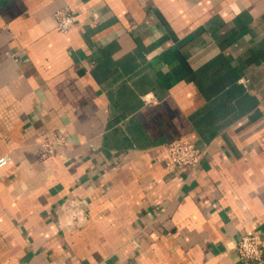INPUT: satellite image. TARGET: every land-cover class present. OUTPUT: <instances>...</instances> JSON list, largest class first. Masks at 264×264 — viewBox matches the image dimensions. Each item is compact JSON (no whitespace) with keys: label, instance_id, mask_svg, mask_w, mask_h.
Wrapping results in <instances>:
<instances>
[{"label":"crops","instance_id":"1","mask_svg":"<svg viewBox=\"0 0 264 264\" xmlns=\"http://www.w3.org/2000/svg\"><path fill=\"white\" fill-rule=\"evenodd\" d=\"M3 155L0 264H264V0H0Z\"/></svg>","mask_w":264,"mask_h":264},{"label":"built area","instance_id":"2","mask_svg":"<svg viewBox=\"0 0 264 264\" xmlns=\"http://www.w3.org/2000/svg\"><path fill=\"white\" fill-rule=\"evenodd\" d=\"M56 24L59 31L66 33L74 26L72 15L67 9H58L55 12ZM57 142L61 144L63 139L59 137ZM48 146V145H47ZM47 150L52 152L53 147L48 146ZM166 167L172 168L175 166L196 165L203 156V151L196 147L193 141L189 139H175L166 144ZM9 156L3 155L0 157V169L4 167ZM72 207L77 205L71 204ZM77 212L75 213V215ZM235 249L243 261L260 260L264 253V243L261 236L257 233H247L241 235L235 244Z\"/></svg>","mask_w":264,"mask_h":264}]
</instances>
